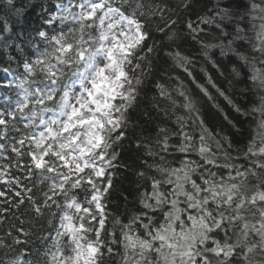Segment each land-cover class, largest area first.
<instances>
[{"label":"snow or ice","instance_id":"6c2138e0","mask_svg":"<svg viewBox=\"0 0 264 264\" xmlns=\"http://www.w3.org/2000/svg\"><path fill=\"white\" fill-rule=\"evenodd\" d=\"M0 264H264V0H0Z\"/></svg>","mask_w":264,"mask_h":264},{"label":"trees","instance_id":"16d2710c","mask_svg":"<svg viewBox=\"0 0 264 264\" xmlns=\"http://www.w3.org/2000/svg\"><path fill=\"white\" fill-rule=\"evenodd\" d=\"M30 19L33 20V22H36V20L38 19V17L36 15H33L30 17ZM208 67V72L209 74H212L214 76H218V73L215 72L214 69L211 68V66H207ZM201 75H203V73H201ZM220 81H223V78H220ZM214 93V90H211ZM219 102L221 104H224L225 102L222 100V98H220ZM249 125L247 123H245L244 125H242V132H244V135L238 136L237 139L239 140H246L247 139V129H248Z\"/></svg>","mask_w":264,"mask_h":264}]
</instances>
